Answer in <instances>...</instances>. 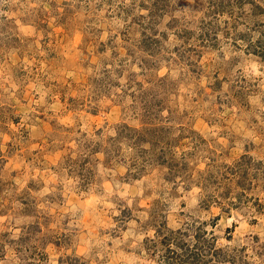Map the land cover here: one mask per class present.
Segmentation results:
<instances>
[{
    "label": "rangeland",
    "instance_id": "rangeland-1",
    "mask_svg": "<svg viewBox=\"0 0 264 264\" xmlns=\"http://www.w3.org/2000/svg\"><path fill=\"white\" fill-rule=\"evenodd\" d=\"M0 264H264V0H0Z\"/></svg>",
    "mask_w": 264,
    "mask_h": 264
},
{
    "label": "trees",
    "instance_id": "trees-1",
    "mask_svg": "<svg viewBox=\"0 0 264 264\" xmlns=\"http://www.w3.org/2000/svg\"><path fill=\"white\" fill-rule=\"evenodd\" d=\"M185 251H186V249H185ZM183 253H184V250H183ZM190 254H191V252L189 253V251L186 253V256L185 257H189L190 256ZM185 261V260H184Z\"/></svg>",
    "mask_w": 264,
    "mask_h": 264
}]
</instances>
